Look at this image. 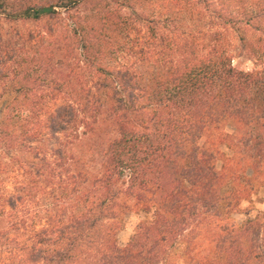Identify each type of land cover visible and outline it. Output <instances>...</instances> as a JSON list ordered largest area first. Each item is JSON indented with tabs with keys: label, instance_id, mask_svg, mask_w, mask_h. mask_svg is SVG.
I'll return each mask as SVG.
<instances>
[{
	"label": "trees",
	"instance_id": "1",
	"mask_svg": "<svg viewBox=\"0 0 264 264\" xmlns=\"http://www.w3.org/2000/svg\"><path fill=\"white\" fill-rule=\"evenodd\" d=\"M1 19L45 26L22 41L36 48L1 45L0 143L52 147L16 158L0 264H173L180 237L189 264L203 240L219 264L264 262V211L219 214L244 195L241 176L264 182V64L234 67L226 43L235 30L260 61L264 0H0ZM220 145L231 154L216 168ZM129 199L155 216L122 246Z\"/></svg>",
	"mask_w": 264,
	"mask_h": 264
},
{
	"label": "rangeland",
	"instance_id": "2",
	"mask_svg": "<svg viewBox=\"0 0 264 264\" xmlns=\"http://www.w3.org/2000/svg\"><path fill=\"white\" fill-rule=\"evenodd\" d=\"M44 21L40 22H23V21H8L1 19L0 20V50H4L3 46L6 41L8 43L10 41L9 47L13 50H30L31 48H36L35 40L31 41L30 43H22L24 38L29 34L33 33L36 34L37 32H43L45 24ZM228 37H227V45H228V54L232 58L231 62L232 65L238 69H242L245 71L252 70L254 68H259L264 64V51H262L263 55L260 58V61L257 60L255 57L251 56L248 51L241 45V41L239 37L236 35L235 30H229ZM258 33L256 31V35L254 38H258ZM36 38V37H35ZM261 43V41H260ZM30 46V48H27ZM264 48V47H263ZM7 50V49H6ZM16 53V52H15ZM260 63V64H258ZM39 90H37V95H40L41 90L42 92H46V90L39 85ZM9 92L4 94L0 98L2 102H0V109L5 107L6 99L9 97ZM28 96V95H27ZM15 97L13 93L10 98L12 99ZM21 98V96H20ZM27 113L24 112V115ZM225 130L230 132L232 131L231 125H225ZM14 133H22L21 130H16ZM207 135V134H205ZM203 135L199 140V144L203 145L206 141V136ZM25 138V136H24ZM28 140V139H27ZM25 148L23 152H19L17 150L18 146L15 145L10 146L9 144L0 143V202L3 203L7 197H9L13 192L15 186L18 184L19 181L22 180L24 177L21 169L17 165L19 161L16 158L27 157H34L37 154L41 155L43 153L49 152V147L51 146V142L43 141L41 138L36 139L33 142L30 141L28 143L25 142ZM30 146L29 152L25 151ZM52 147V146H51ZM220 149L225 152L224 157H220L215 161L216 168H220L222 164L225 162V158L231 154V150L225 146L220 145ZM35 163L37 164V160L32 158ZM36 166V165H35ZM37 167V166H36ZM246 174L248 176H252L251 170H247ZM246 177L241 176L239 178V182H242L245 186L244 190L245 193L242 195L238 203L231 202L229 200H225L224 203L221 204V211H219L221 218L226 220V222H231L233 224H242L247 219L254 217L257 213L264 211V182L262 181V177H255L254 180L247 181ZM228 187V186H227ZM231 186L229 185V189ZM223 190L222 192H224ZM132 199L127 201V208H123L120 217V229L117 234L118 243L120 245H125L132 234L138 229L139 225L143 222L149 221V219L155 216L154 211L146 212L141 210L135 206ZM2 206V205H1ZM8 206L5 205L4 210H7ZM218 243L217 240L215 241H208L203 240L200 245H197L196 248L193 250L194 260L199 263L203 264L204 261L212 260L216 261L217 264L224 261V254L225 252L220 251L217 248L216 244ZM184 239L180 237L173 247L170 250L169 260L173 264H189L188 259L186 258V253L184 251ZM224 253V254H223ZM258 260L252 259L249 264H264V262H257Z\"/></svg>",
	"mask_w": 264,
	"mask_h": 264
}]
</instances>
